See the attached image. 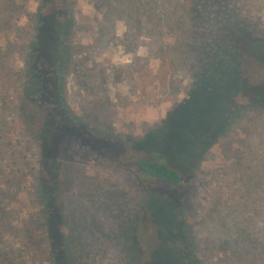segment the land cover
I'll list each match as a JSON object with an SVG mask.
<instances>
[{"label": "rangeland", "instance_id": "1", "mask_svg": "<svg viewBox=\"0 0 264 264\" xmlns=\"http://www.w3.org/2000/svg\"><path fill=\"white\" fill-rule=\"evenodd\" d=\"M152 5L153 12L148 8L139 13L140 27L115 13L113 0H54L41 9L61 21L72 20L65 100L73 114L98 131L142 136L187 97L196 53L177 47L182 35L175 34L159 7ZM253 5L250 16L264 30V0ZM39 11L38 0H14L11 27L0 31V117L6 122V133H0V212L5 245L22 249V264H49L47 241L32 255L28 240L27 231L40 225L35 219L39 149L24 130L19 97ZM236 102L246 101L239 97ZM259 118L264 121V112ZM262 129L248 119L226 127L199 169L186 168L181 188L167 193L173 202L185 203L187 230L201 244L218 239L225 214L224 208L215 207L216 198L233 182L238 163L249 164L237 160L244 148L260 145ZM56 146L53 205L66 264L72 252L82 264H140L154 230L163 228L159 222L145 223L142 182L76 143L66 140ZM130 240L134 250L128 247Z\"/></svg>", "mask_w": 264, "mask_h": 264}, {"label": "trees", "instance_id": "2", "mask_svg": "<svg viewBox=\"0 0 264 264\" xmlns=\"http://www.w3.org/2000/svg\"><path fill=\"white\" fill-rule=\"evenodd\" d=\"M38 1L37 35L25 55L19 90L24 130L39 149L35 219L40 225L27 231L32 255L47 241L48 263L66 264L53 189L56 144L67 140L142 182L145 223L159 222L163 228L154 230L140 264H264V131L260 145L244 148L243 159L237 160L249 164L238 163L233 182L216 198L215 207L224 208L225 214L217 240L196 241L187 230L185 203L179 205L167 195L181 188L186 168L199 169L216 135L226 127L248 119L252 127L264 130L259 118L264 112V30L250 16L255 0H113L118 5L115 13L138 27L139 13L148 8L153 12L150 6L157 5L162 20L182 35L177 47L196 53L187 97L139 137L98 131L89 120L72 113L65 100L64 76L72 58L67 45L72 20L43 14L41 9L54 0ZM13 2L0 0V31L11 27ZM239 97L246 102L238 104ZM5 125L0 117V133H6ZM2 223L0 212V264H22L18 259L23 257L22 249L5 245ZM132 242L127 244L134 250ZM70 258L69 264L83 263L73 252Z\"/></svg>", "mask_w": 264, "mask_h": 264}]
</instances>
